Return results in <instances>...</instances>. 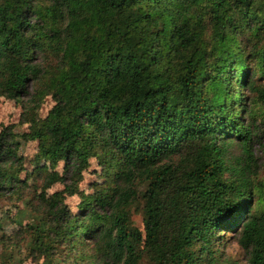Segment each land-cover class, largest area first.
I'll use <instances>...</instances> for the list:
<instances>
[{
	"label": "trees",
	"instance_id": "16d2710c",
	"mask_svg": "<svg viewBox=\"0 0 264 264\" xmlns=\"http://www.w3.org/2000/svg\"><path fill=\"white\" fill-rule=\"evenodd\" d=\"M263 79L264 0H0V97L30 124L0 134V198L31 191L36 214L0 264H232L228 236L264 264ZM21 141L50 165L40 187L18 177ZM93 158L108 181L84 196Z\"/></svg>",
	"mask_w": 264,
	"mask_h": 264
},
{
	"label": "rangeland",
	"instance_id": "374dc122",
	"mask_svg": "<svg viewBox=\"0 0 264 264\" xmlns=\"http://www.w3.org/2000/svg\"><path fill=\"white\" fill-rule=\"evenodd\" d=\"M264 82V79H263ZM244 97H249V92L244 91ZM246 99V98H245ZM23 100L9 99L4 96L0 97V134L8 128L13 129L14 134H27L29 133L30 124L22 122L23 115ZM55 102L51 96H47L43 99L40 107L33 114L34 118L45 119L51 109L54 107ZM261 138L254 147V156L256 158V166L251 172V179L255 185L261 184V188H264V123L261 125ZM19 150V154L24 158V169L19 172L18 177L21 181H27L30 185L41 186L39 181L31 179L30 176H35L36 173L43 167H46L51 171L50 165L43 162L38 164L35 161V156L38 151L37 142L24 143ZM238 149H234L232 154L233 157L237 156ZM21 171V170H20ZM56 171L62 174L64 172V163H60ZM108 181L106 174L103 170L102 165L95 158L90 160L88 169L83 174V181L80 184V192L84 196L93 195L98 186H103ZM260 186V185H259ZM41 189V188H40ZM64 185L57 183L47 190V195L51 196L55 193L62 192ZM264 196V189H262ZM31 191L25 192L23 196L8 195V197L0 198V240L4 242V236L13 238L19 231L21 226H26L35 222L36 214L32 212L27 205L28 200L32 198L30 195ZM83 196L76 194L73 196H66V203L74 214L81 212V203ZM258 212L264 210V203L258 204ZM133 220L135 225L140 229L144 230L142 223V217L139 213L134 210ZM223 257L226 263L232 264H248L247 257L244 251L239 247L235 238L227 237L226 244L221 248ZM26 264H32L29 260ZM141 264H149L147 260L141 262Z\"/></svg>",
	"mask_w": 264,
	"mask_h": 264
}]
</instances>
